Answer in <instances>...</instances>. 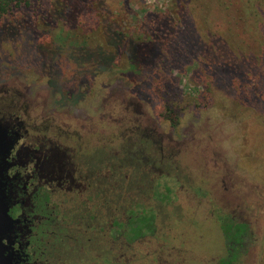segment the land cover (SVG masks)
I'll return each instance as SVG.
<instances>
[{"label": "rangeland", "instance_id": "374dc122", "mask_svg": "<svg viewBox=\"0 0 264 264\" xmlns=\"http://www.w3.org/2000/svg\"><path fill=\"white\" fill-rule=\"evenodd\" d=\"M172 1L135 5L101 0V19L108 33L125 41H149L152 15L166 12ZM222 1L208 11L210 2L192 0L175 42L168 49L160 47L167 61L130 71L124 64L117 66L110 54L99 63V51L82 48L83 34L72 36L70 23L45 27L35 20L29 29L18 27L23 17L35 19L45 5L59 9L60 0H35L31 8H16L0 20L1 84H12L18 68L35 83L48 79L55 90L66 93L86 87L87 80L92 84L91 74L98 72L97 88L73 110L82 121L92 95L98 94V118L86 122L90 128L81 136L83 146H89L86 172L91 175L99 164V184L88 194L94 198L88 207L97 215L94 236L101 257L110 248L117 262L149 251L147 243L137 250L111 235L112 222L125 221L130 211L143 208L158 216L160 237L152 240L156 247L173 245L163 253L166 264H184L193 256L194 264H215L225 253L220 229L225 216L251 229L238 264H264V0H257L252 14L246 0ZM90 9L85 14L95 20L98 8ZM83 23L79 16L77 25ZM152 30V37H158ZM80 58L89 66L81 68ZM92 62L95 68L90 69ZM68 120L74 121L71 116ZM97 141L95 154L92 144ZM167 187L175 196L168 204L156 197ZM88 195L71 197L60 206L76 238L68 244V264L79 261L71 245L85 238L82 229L88 220L80 218Z\"/></svg>", "mask_w": 264, "mask_h": 264}, {"label": "flooded vegetation", "instance_id": "af4514ba", "mask_svg": "<svg viewBox=\"0 0 264 264\" xmlns=\"http://www.w3.org/2000/svg\"><path fill=\"white\" fill-rule=\"evenodd\" d=\"M78 62L83 69L89 66L83 58ZM94 65L92 62L88 68ZM97 75V71L91 74L92 84L87 80L86 87L79 85L66 93L55 90L48 79L35 83L18 68L12 84L0 83V175L13 220L1 246L12 264H68V244L76 238L69 233L68 229H73L60 213V206L71 197H86L99 184V164L91 175L86 172L89 146H83L81 136L90 128L86 122L91 119L94 123L98 118V94L92 95L82 121L73 109L76 102L90 98L99 83ZM99 146V141L92 144L95 154ZM92 200L88 195L86 203L82 202L90 210L85 209L80 218L81 222L88 220L82 229L85 238L79 246L71 245L73 254L79 257L76 264H117L113 248L107 257H101L98 236H94L99 231V224L95 226L97 215L93 207H88ZM111 225L114 240L115 222Z\"/></svg>", "mask_w": 264, "mask_h": 264}, {"label": "trees", "instance_id": "16d2710c", "mask_svg": "<svg viewBox=\"0 0 264 264\" xmlns=\"http://www.w3.org/2000/svg\"><path fill=\"white\" fill-rule=\"evenodd\" d=\"M34 1L35 0H0V20L9 17L10 13L16 8H31ZM118 1H126L135 5L143 4L142 0ZM219 1L220 0H203V2L206 3L210 2L209 6L211 7H208V11H210V8H213L216 4H219ZM246 1L248 3L247 5H249V8H247L248 14L254 13L256 11L255 6L259 5L257 0ZM172 2L170 8L163 14L161 13L156 16L155 14L152 15V28L151 26L149 28L151 33L150 39L152 40H142L137 43L134 41H125L118 35H114L113 32L109 31L108 33L105 24L103 23L104 19H101L102 17L104 18V6L101 3V0H60L59 5L61 7L59 9H53L51 6L45 5L43 9H40V11L38 10L39 14L35 15V19L32 20L31 18L23 17L24 20H21V22L18 23V27L29 29L30 25H33L35 20L42 21L43 26L45 27L49 25L51 26L52 24H55V22L61 23L63 21L65 24L70 23L72 36L80 38V35L78 34H83L81 38L83 39L82 43L85 48L86 46L94 47L99 51L97 54L99 63L104 62L106 56L110 54L113 56L112 58H115L114 62L116 60L117 66L119 64H124L126 69L130 71L135 70L138 67L144 68L147 66H153L156 63V60H160L162 64L167 61L160 47L164 46L168 49L170 43L175 42L174 40L177 38L178 33H180L178 32L179 27L181 29V25L186 21L187 17H184L188 14V12H186L187 7H189V3L192 2V0H173ZM195 2H197V0H195ZM225 3L227 4V2ZM230 4L232 5L233 3L231 2ZM92 5H96V8H98V13L96 15L94 14L96 16L95 20H92L85 14V11H91L90 8ZM227 8L230 9L231 6L228 5ZM192 11L198 13L197 9H192ZM190 12L191 11H189V13ZM79 16L84 18V23L81 24V26L77 25V18ZM206 16L210 17L212 15L207 12ZM248 19L245 21L247 22ZM237 22L238 21H235L233 26L237 27ZM228 24L231 25V22H228ZM152 29H156L158 37H152ZM209 31L212 32L213 29L210 28ZM213 34L217 36L218 32L213 31ZM162 41L163 44L161 43ZM84 49L83 51H85ZM156 197L161 202H166L168 204L175 196L173 189L167 187L163 192L157 191ZM220 229L224 240L225 253L215 261V264H238L248 245L247 241L251 240L252 234L249 225L247 223H241L233 217L225 216L220 218ZM114 232L115 238L117 240L124 239V244L130 248L135 247V249H137L139 244L144 243H147L146 245L150 247L147 249L149 250L147 253H144L143 255L141 254L137 258L131 257L125 261L120 260V262L118 261L117 263L166 264L163 260V253H166L167 249L172 248L173 245L171 244L163 247L161 244V247L157 248L154 241H152L160 234L158 216L154 210L139 208L130 211L125 221H117L115 223ZM194 259V256L193 259L189 257L188 259H185L187 263L185 262L184 264H194Z\"/></svg>", "mask_w": 264, "mask_h": 264}, {"label": "water", "instance_id": "95a60500", "mask_svg": "<svg viewBox=\"0 0 264 264\" xmlns=\"http://www.w3.org/2000/svg\"><path fill=\"white\" fill-rule=\"evenodd\" d=\"M7 200L0 175V264H12L11 261L4 256V250L1 246V241L8 234L13 222L8 214L9 203Z\"/></svg>", "mask_w": 264, "mask_h": 264}]
</instances>
